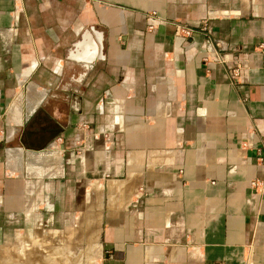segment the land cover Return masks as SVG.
<instances>
[{
    "label": "crops",
    "instance_id": "1",
    "mask_svg": "<svg viewBox=\"0 0 264 264\" xmlns=\"http://www.w3.org/2000/svg\"><path fill=\"white\" fill-rule=\"evenodd\" d=\"M151 12L164 23L149 31ZM207 18L204 62L201 35L171 23ZM31 114L50 121L39 147L30 133L46 127L25 125ZM254 181L264 0H0L5 224L93 264H264Z\"/></svg>",
    "mask_w": 264,
    "mask_h": 264
},
{
    "label": "rangeland",
    "instance_id": "2",
    "mask_svg": "<svg viewBox=\"0 0 264 264\" xmlns=\"http://www.w3.org/2000/svg\"><path fill=\"white\" fill-rule=\"evenodd\" d=\"M34 116L31 114L25 125H49L50 121L47 117ZM46 133H36L37 138L43 139ZM42 139L39 141L40 144L43 143ZM42 172L41 169L37 170L39 174ZM13 226L17 225L13 224ZM14 227L5 224L0 207V264H93L95 261L96 254L88 258L91 254L86 249L77 247L74 251L69 248L67 250L66 246L51 245L48 236L19 232Z\"/></svg>",
    "mask_w": 264,
    "mask_h": 264
},
{
    "label": "built area",
    "instance_id": "3",
    "mask_svg": "<svg viewBox=\"0 0 264 264\" xmlns=\"http://www.w3.org/2000/svg\"><path fill=\"white\" fill-rule=\"evenodd\" d=\"M146 21L149 31H152L155 26L164 23V20L160 19L155 12L147 14ZM171 25L174 30V35L177 37L192 38L194 34L201 35L202 43L206 50V56L203 58V61L206 62L209 59L210 53L213 50V29L210 25V18L201 20L194 26H189L181 22H172ZM215 60L220 61L228 67L227 64H229V61H226L223 57L219 56ZM231 63H233L232 66L227 69L231 71V78L236 79L240 76L243 65L239 61H233ZM252 187L255 190H259L260 194H264V181H254L252 182Z\"/></svg>",
    "mask_w": 264,
    "mask_h": 264
},
{
    "label": "flooded vegetation",
    "instance_id": "4",
    "mask_svg": "<svg viewBox=\"0 0 264 264\" xmlns=\"http://www.w3.org/2000/svg\"><path fill=\"white\" fill-rule=\"evenodd\" d=\"M49 125H50V123H49ZM49 125H46L45 127V129H44V131L43 132H47L46 133V135L43 137V139H42V141H43V143H41L42 145L45 143V142H47L48 140H49V137L51 136V132L49 131V129H50V127H49ZM49 128V129H48ZM42 132V133H43ZM29 135V134H28ZM27 135V136H28ZM37 136H38V134H36V133H30V136H29V138L30 139H32L33 137L35 138V139H32L33 140V142H35L36 144V146L38 145V147H39V145H40V143H39V141L41 140V139H39V138H37Z\"/></svg>",
    "mask_w": 264,
    "mask_h": 264
}]
</instances>
